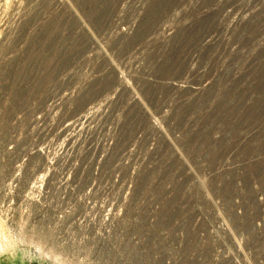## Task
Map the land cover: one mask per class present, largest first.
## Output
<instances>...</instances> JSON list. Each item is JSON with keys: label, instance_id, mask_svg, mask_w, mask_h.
<instances>
[{"label": "rangeland", "instance_id": "obj_1", "mask_svg": "<svg viewBox=\"0 0 264 264\" xmlns=\"http://www.w3.org/2000/svg\"><path fill=\"white\" fill-rule=\"evenodd\" d=\"M170 228L172 263L264 264V0H0V264H144Z\"/></svg>", "mask_w": 264, "mask_h": 264}, {"label": "built area", "instance_id": "obj_2", "mask_svg": "<svg viewBox=\"0 0 264 264\" xmlns=\"http://www.w3.org/2000/svg\"><path fill=\"white\" fill-rule=\"evenodd\" d=\"M118 177L115 176V179H114V185L115 187H113V190H114V195L116 196L118 193L121 197V203L119 206H117L115 209H114V212H113V218L114 219H117L119 216H121L123 213L124 214H127V211L128 210H131L132 206L131 204H127V200L126 198L129 196L130 194V188H127L126 191H124L123 189V179L121 180H118L117 179ZM70 181H67V180H64V183L63 185H61V188L63 187V189L57 191V192H53L54 193V196H55V202H64L65 199H66V196H67V191L66 189L68 188V184H69ZM36 184L35 185H32L31 188L33 191H36L38 188H40L41 186L37 183V181L35 182ZM97 186V182L96 181H93L91 182V186L86 189L85 188V191L83 190V193L81 195V197H85L86 196V193L88 195V193L91 191V190H94V188ZM91 193V192H90ZM94 195H97L96 192H93ZM114 196V197H115ZM80 200L82 201V199L80 198ZM151 204V200L146 202L145 203V206H143V211H142V214L139 215L138 218H141L142 220H145L147 223H149L152 219V216L154 215L153 213L151 214L150 211L148 210V207L149 205ZM152 215V216H151ZM156 231H153L152 233H155ZM140 235H143L144 237H146V239H143L142 240V245H143V250L144 252L146 253V260H145V263L144 264H150L149 262H151V258L148 254L149 251H153V252H163L162 253V264H183L182 261L181 263H178V262H170L169 259H167V257H170L169 255H174V254H180L182 255V252H183V248L181 246V241L177 239V232L176 230H172L171 228L169 229L168 231V235H169V244H168V247H165V246H155L156 242L153 240V239H150L149 242L147 243V238L149 237V234L148 233H144V232H139ZM174 234V238H172V235ZM132 236H133V232H132ZM129 252H134L136 250H132L129 248L128 250ZM139 252V251H138ZM140 253V252H139ZM133 254L131 256V262L134 263V259H133ZM164 258V259H163ZM189 259H186L185 258V264H195V260H194V257L192 254L189 255ZM129 264H131L129 262ZM137 264H142L141 263V255L139 256L138 258V261H137ZM198 264H215L214 262H200Z\"/></svg>", "mask_w": 264, "mask_h": 264}, {"label": "bare ground", "instance_id": "obj_3", "mask_svg": "<svg viewBox=\"0 0 264 264\" xmlns=\"http://www.w3.org/2000/svg\"><path fill=\"white\" fill-rule=\"evenodd\" d=\"M91 111H92V110H91ZM35 184H36V183L34 182L32 185H35ZM32 185H31V186H32Z\"/></svg>", "mask_w": 264, "mask_h": 264}]
</instances>
